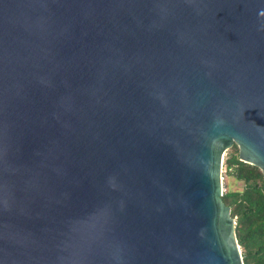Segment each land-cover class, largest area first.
<instances>
[{"label": "water", "instance_id": "1", "mask_svg": "<svg viewBox=\"0 0 264 264\" xmlns=\"http://www.w3.org/2000/svg\"><path fill=\"white\" fill-rule=\"evenodd\" d=\"M234 144L264 172V0H0V264H243Z\"/></svg>", "mask_w": 264, "mask_h": 264}, {"label": "trees", "instance_id": "2", "mask_svg": "<svg viewBox=\"0 0 264 264\" xmlns=\"http://www.w3.org/2000/svg\"><path fill=\"white\" fill-rule=\"evenodd\" d=\"M223 175L239 184L222 198L231 208L243 264H264V172L239 158L236 144L226 152Z\"/></svg>", "mask_w": 264, "mask_h": 264}, {"label": "rangeland", "instance_id": "3", "mask_svg": "<svg viewBox=\"0 0 264 264\" xmlns=\"http://www.w3.org/2000/svg\"><path fill=\"white\" fill-rule=\"evenodd\" d=\"M226 152H225V154H226ZM223 171H224V168H223ZM231 188L232 189L239 188V184L232 181L231 178L223 175V172H222V192L224 193L227 189H231Z\"/></svg>", "mask_w": 264, "mask_h": 264}, {"label": "built area", "instance_id": "4", "mask_svg": "<svg viewBox=\"0 0 264 264\" xmlns=\"http://www.w3.org/2000/svg\"><path fill=\"white\" fill-rule=\"evenodd\" d=\"M222 172H223V168H222Z\"/></svg>", "mask_w": 264, "mask_h": 264}]
</instances>
